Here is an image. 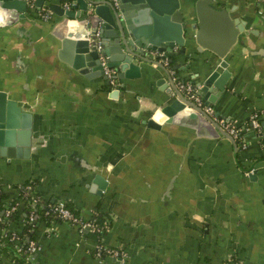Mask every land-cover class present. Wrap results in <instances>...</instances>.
Wrapping results in <instances>:
<instances>
[{
    "label": "crops",
    "instance_id": "crops-1",
    "mask_svg": "<svg viewBox=\"0 0 264 264\" xmlns=\"http://www.w3.org/2000/svg\"><path fill=\"white\" fill-rule=\"evenodd\" d=\"M215 1L256 31L229 52L222 87L213 82L224 67L207 90L213 115L240 129L244 147L185 124L146 125L174 96L171 81L178 89L180 83L198 88L208 50L190 44L181 52L174 45L163 50L170 78L149 63L148 73L111 86L58 57L59 34L66 35L68 25L49 9L53 0L39 8L27 3L22 17L15 10L0 14V90L31 120L28 157L0 155L3 192L13 197L33 180L43 200L63 199L81 217L94 214L106 223L98 236L67 221L40 225L38 262L119 264L93 255L98 239L123 251L122 264H220L230 256L264 264V39L255 41L256 24L264 33V0ZM20 226L19 219L7 224L9 230ZM11 263L12 254L0 249V264Z\"/></svg>",
    "mask_w": 264,
    "mask_h": 264
},
{
    "label": "water",
    "instance_id": "water-1",
    "mask_svg": "<svg viewBox=\"0 0 264 264\" xmlns=\"http://www.w3.org/2000/svg\"><path fill=\"white\" fill-rule=\"evenodd\" d=\"M61 1L53 0L49 4V9L63 16L62 23L68 25L66 35L59 34L57 54L60 59L87 77L102 75L107 84L104 66L112 68L116 80L139 75L140 71L148 73L150 69L145 70V66L149 63L160 67L170 78L168 68L153 52L169 51L174 45L183 52L186 45L195 44L197 50L206 49L210 53L205 57V75L195 83L196 93L204 102L213 100L207 90L218 76L217 69L224 67L223 74L213 82L218 88L222 87V79L228 74L229 52H236L245 44L247 35L256 33L226 7H215V0H70L69 7L60 5ZM32 2L39 8L44 0ZM26 4V0H0V14L15 10L22 17ZM255 27L261 30L255 41L263 42L262 25ZM171 83L174 96L152 113L146 125L157 128L161 120L176 122L193 127L199 135L213 136L219 132L235 144L210 115L186 99L183 91ZM30 121V113L0 90L1 156L28 157ZM95 181L100 189L104 188L101 179L95 178Z\"/></svg>",
    "mask_w": 264,
    "mask_h": 264
},
{
    "label": "trees",
    "instance_id": "trees-1",
    "mask_svg": "<svg viewBox=\"0 0 264 264\" xmlns=\"http://www.w3.org/2000/svg\"><path fill=\"white\" fill-rule=\"evenodd\" d=\"M235 142L238 144L239 141L235 139ZM33 186V180L29 184L20 185L17 194L7 198L0 185V249L12 254L11 264H31L26 258L25 247L30 240L37 242L35 236L40 225L46 226L50 223L64 221L50 210L57 199L43 200L40 191ZM12 205L13 208L5 214V209ZM64 206L70 209L73 214L79 215L68 202L64 201ZM2 218L4 219L2 220ZM15 219L20 220V229L9 230L7 227L8 222ZM84 219H88L96 225L98 229L94 231L97 234L96 236L101 235L106 226L105 222H98L94 214ZM97 242L103 243L98 239ZM17 246H19L18 250Z\"/></svg>",
    "mask_w": 264,
    "mask_h": 264
},
{
    "label": "built area",
    "instance_id": "built-area-1",
    "mask_svg": "<svg viewBox=\"0 0 264 264\" xmlns=\"http://www.w3.org/2000/svg\"><path fill=\"white\" fill-rule=\"evenodd\" d=\"M26 1L29 5L32 4V0H26ZM70 4H71L70 0H64L62 3L64 7H68ZM39 13L42 18H46L48 16V11H40ZM153 54L155 55L157 60L160 61L163 65H168L169 62H168L167 56L165 55L164 51L162 50L154 51ZM101 59L103 58L101 57ZM104 73L106 74L109 84L111 86H114L117 84L116 79L113 76L112 68L104 66ZM179 87L183 91L186 99L190 100L195 106L200 108L205 114L210 115L212 119L218 124V126L224 131H226L233 138L234 141L235 139L239 141L238 142L239 146L244 147V141H243V137L240 132V129L236 127L232 122L224 118L215 117L213 115L214 113L213 107L210 104L204 102L200 98V96L196 93L195 87H193L189 83H180ZM250 124L254 127L258 125L256 113L252 114L251 119H250ZM12 208H13V205L6 208L4 213L7 214ZM50 210L52 212H55V214H57L62 220L67 221L70 224H73L79 230H84V229L93 230V231L98 230L96 228V225L92 221L88 219H84L80 215L73 214L70 211V209L64 206V201L61 199H57L56 203H54V205L50 207ZM36 248L37 246L35 242L32 240H30L25 247V251L27 253L26 258L31 262V264H41L36 259H34V256H33L34 252L36 251ZM18 249H19V246H17V250ZM92 250H93V255L98 257V259L100 260H103V258L107 255V256L118 259L120 261L119 264H122L121 262L123 261L124 255H123V251L120 250L119 248H114V247L110 248L104 245L103 243L96 242ZM220 264H243V263H241L234 256L232 257L230 256V257L224 258Z\"/></svg>",
    "mask_w": 264,
    "mask_h": 264
},
{
    "label": "flooded vegetation",
    "instance_id": "flooded-vegetation-1",
    "mask_svg": "<svg viewBox=\"0 0 264 264\" xmlns=\"http://www.w3.org/2000/svg\"><path fill=\"white\" fill-rule=\"evenodd\" d=\"M236 144V143H235Z\"/></svg>",
    "mask_w": 264,
    "mask_h": 264
}]
</instances>
